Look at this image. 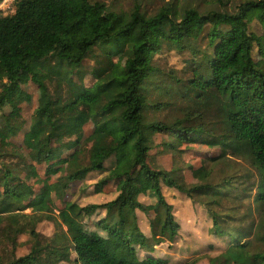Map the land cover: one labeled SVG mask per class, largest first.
I'll list each match as a JSON object with an SVG mask.
<instances>
[{
	"label": "trees",
	"instance_id": "obj_1",
	"mask_svg": "<svg viewBox=\"0 0 264 264\" xmlns=\"http://www.w3.org/2000/svg\"><path fill=\"white\" fill-rule=\"evenodd\" d=\"M204 1L203 10L198 4L166 3L148 15L137 0L128 11L92 0H13L12 14L0 12V85L15 84L27 71L48 103L63 106L58 117L45 107L31 115L28 132L39 150L48 157L58 132L88 119L95 126L77 141L80 159L73 172L64 183L54 182L41 192L30 204V213L19 211L20 196L3 186L0 264H169L167 258L153 255L154 247L163 243L176 247L184 234L165 189L181 194L191 207L204 208L211 221L206 231L226 241L222 248L210 244L217 252L208 256L209 264H264V31L249 30L253 20L264 28V0H242L232 12ZM164 48L190 54L183 77L175 78L178 89L172 84L160 87L155 78L154 55ZM121 50L124 74L117 77L111 61ZM87 53L98 58L97 85L76 92L68 80ZM198 55L207 59L204 66L198 65ZM146 130L179 140L207 136L224 152L201 160L197 172L205 183L184 188L147 162ZM9 155L16 157L19 170L32 169L20 157ZM232 156L247 159L258 174L252 201L259 220L253 228L237 224L234 206L224 205L249 193L242 175L226 164ZM1 169L7 179L8 169ZM90 175L99 177L91 185L92 194L103 186L119 185L114 198L55 207L53 196L63 195L70 183ZM136 177L144 184L142 193L154 198L151 203L138 199ZM99 211L103 214L94 229L87 230L80 217ZM137 211L155 214L159 229L146 236ZM42 221L52 223L50 235L37 230ZM20 234L31 243L26 254L17 256ZM189 258L180 264H196Z\"/></svg>",
	"mask_w": 264,
	"mask_h": 264
},
{
	"label": "rangeland",
	"instance_id": "obj_2",
	"mask_svg": "<svg viewBox=\"0 0 264 264\" xmlns=\"http://www.w3.org/2000/svg\"><path fill=\"white\" fill-rule=\"evenodd\" d=\"M104 2L107 6L117 11H128L132 8L136 0H92ZM219 1L225 4H219ZM242 0H209V3H214L215 8H220L228 12L234 11L236 5ZM141 7V11L148 15L155 14L158 9L163 7L166 3L174 4L178 7L185 5H199L200 10L206 9L207 5L204 0H137ZM208 2V0H207ZM0 12L2 15H10L13 13V6L11 0H4L0 4ZM249 30L256 34H262L264 28L257 20H253L249 25ZM198 45L203 47L202 41L197 42ZM253 55H256V46ZM190 57L186 51L177 52L174 50H164L154 55L153 63L158 69L157 78L160 87H166L172 84L175 88H179L180 83L175 82V78H182V67L185 61ZM258 60V58L256 57ZM125 50H121L112 61V72L115 76L119 77L124 74ZM207 62L203 60L202 56H197L198 65L204 66ZM98 65V58L92 53H87L83 61L74 67L68 84L73 87L76 92L82 91L84 88H91L97 85L95 79V69ZM167 88V87H166ZM156 94V92H154ZM0 192L3 186H7L9 191H14L20 196V202L16 203L19 211L24 213L31 212V203L38 199V196L54 182L59 181L64 183L66 177L71 174L78 164L80 153L77 146V141L87 136L94 131V123L88 119L82 122L77 128L71 129L66 132H58L53 139L49 148L50 153L48 157L45 156L44 151L39 150L35 137L29 135V125L31 115L42 107L48 108L53 117H58L62 113V105H53L47 102L43 92L36 87L30 77V73L22 71L18 75L17 82L13 85L1 84L0 85ZM158 97L154 95V99ZM180 113H176L178 116ZM144 144L148 148L147 162L151 168L156 170H164L169 176H172L177 183L181 184L184 188L192 187L205 183L203 174L197 172L202 159L206 157H216L222 155L224 150L221 146L214 143L212 138L207 136H196L193 140L186 138V140H179L176 137L166 134H157L152 131L146 130L144 132ZM20 157L23 161L31 164L32 169L27 172L26 170H19L14 166L15 156ZM3 160V161H2ZM5 163V164H4ZM231 167V172H234L246 181L247 195L241 196L236 200H228L224 202L225 206H234V214L237 216V224L241 227L253 228L259 220V210L257 205L253 203V194L255 192V183L258 180V174L251 163L242 157L232 156L229 157V162L226 161ZM8 169V176L5 179V171L1 169ZM99 177L90 175L85 181H76L70 183L69 188L65 193L59 197L53 196V202L56 208L62 207L66 202L76 201L80 205L88 203H102L111 200L116 195L119 185L109 184L103 186L99 192H93L94 187L91 186ZM144 188L143 182L136 177L135 191L138 193L140 201L144 202L147 197L142 193ZM83 189L86 191H83ZM168 198L172 200L173 211L175 219L179 220L183 226V230L191 234V236H204L206 228L210 227V219L206 214L205 209L199 208L196 205L191 207L184 205L181 200V194L167 189ZM176 193L177 195H173ZM145 203V202H144ZM54 207V208H55ZM55 208V209H56ZM102 212L93 213L89 217H80L84 227L87 230H93L94 223L102 216ZM140 217L141 230L151 234L157 231L160 226L159 218L152 212L143 213L137 211ZM37 230L45 235H50L53 231V226L50 221H42L37 225ZM99 234L103 235L102 231ZM196 232V233H194ZM185 235V234H184ZM199 239L201 237H198ZM186 239H188L186 237ZM203 242L195 247H188L189 260L196 259V264H209L208 256L215 254V250L210 249V244L206 239H200ZM218 247L222 248L226 241L223 239L216 240ZM18 247L15 254L21 256L26 254L29 250L30 240L26 234L18 236ZM1 244V243H0ZM172 243L168 246L167 243L154 247L153 255L162 258H169V264H180L176 259H172V252L176 247ZM3 246L0 245V255ZM6 249H9L6 247ZM167 250H170L166 252ZM210 250V251H209ZM210 253V254H208ZM170 256V257H169ZM188 258V257H187ZM184 260V259H181ZM60 264H67L61 262Z\"/></svg>",
	"mask_w": 264,
	"mask_h": 264
},
{
	"label": "crops",
	"instance_id": "obj_3",
	"mask_svg": "<svg viewBox=\"0 0 264 264\" xmlns=\"http://www.w3.org/2000/svg\"><path fill=\"white\" fill-rule=\"evenodd\" d=\"M168 192L169 191H167V189H165L164 190V195L166 196V199L170 202V203H173L172 202V200L171 199H169L168 198ZM173 195H177L176 193H174ZM147 197V200H145L144 202L145 203H151L152 201H154V198H151V197H149V196H146ZM139 199V198H138ZM143 201V200H142ZM141 201V202H142ZM187 201L186 200H184V205H186V206H188L187 204ZM137 217H138V225H139V227H140V217H139V215L137 214ZM140 229H141V227H140ZM182 229H184V228H182ZM146 236H148V233H146L145 231H143V230H141ZM183 232V234H185V235H183L182 236V238H179L178 239V241L176 242V250L174 251V252H172V259L173 260H175L176 259V261L177 262H182L183 260H181V259H185V258H187V257H189V254L188 253H186L188 250V247H190V249L189 250H191L192 248V246H193V242H197V243H195L194 244V246L195 247H199L198 245L200 244V243H202L203 241L202 240H200V239H206L207 240V243L208 244H211V245H215V244H217V245H220V244H218V242L216 241L218 238H216V237H214V236H211L210 234H208V232L206 231V234L204 235V236H198V237H201L200 239L197 237V235H199V234H196L194 237L193 236H191V234L189 233V232H187V231H182ZM194 233H196V232H194ZM186 237L188 238V239H186ZM162 245V244H161ZM185 250H187L186 252H185ZM168 251H170V250H167L166 252H168ZM170 257V256H169ZM169 259V258H168Z\"/></svg>",
	"mask_w": 264,
	"mask_h": 264
},
{
	"label": "built area",
	"instance_id": "obj_4",
	"mask_svg": "<svg viewBox=\"0 0 264 264\" xmlns=\"http://www.w3.org/2000/svg\"><path fill=\"white\" fill-rule=\"evenodd\" d=\"M2 1H4V0H2ZM2 1H1V2H2ZM12 1H13V0H11V2H12ZM0 4H1V3H0ZM0 9H1V8H0Z\"/></svg>",
	"mask_w": 264,
	"mask_h": 264
}]
</instances>
